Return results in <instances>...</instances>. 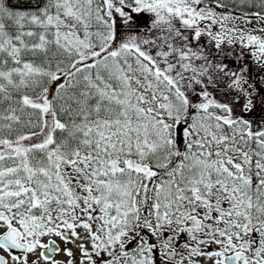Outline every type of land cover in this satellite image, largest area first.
<instances>
[{"label": "snow or ice", "instance_id": "6c2138e0", "mask_svg": "<svg viewBox=\"0 0 264 264\" xmlns=\"http://www.w3.org/2000/svg\"><path fill=\"white\" fill-rule=\"evenodd\" d=\"M0 264H264V0H0Z\"/></svg>", "mask_w": 264, "mask_h": 264}]
</instances>
